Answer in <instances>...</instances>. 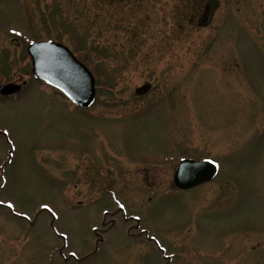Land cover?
<instances>
[{
  "label": "rangeland",
  "instance_id": "1",
  "mask_svg": "<svg viewBox=\"0 0 264 264\" xmlns=\"http://www.w3.org/2000/svg\"><path fill=\"white\" fill-rule=\"evenodd\" d=\"M179 2L91 0L83 41L60 25L95 79L82 114L28 80L23 46L4 38L27 16L0 0V85L26 84L0 99V264H264V0H221L213 38L171 43ZM171 145L215 161V181L161 196L134 187L141 162L167 165ZM116 204L138 218L95 250L91 226Z\"/></svg>",
  "mask_w": 264,
  "mask_h": 264
},
{
  "label": "flooded vegetation",
  "instance_id": "2",
  "mask_svg": "<svg viewBox=\"0 0 264 264\" xmlns=\"http://www.w3.org/2000/svg\"><path fill=\"white\" fill-rule=\"evenodd\" d=\"M111 1L113 0H108V2ZM114 1L117 3H127L131 0ZM216 1L218 2V6L212 12L209 0H184V2H179L178 4L173 5L171 10L168 9L169 41L174 43L177 40L188 38L191 42H194L199 40L198 35L202 32H204V37L199 40L200 42L205 43L204 41H206L210 35L213 38L215 36L214 32L216 31L218 15L220 14L221 8V1ZM18 2L25 11L29 26L26 30H23V27H21L18 30V37L12 36L9 38V44L14 46L21 45L23 46L24 51L25 47L29 43L51 41L68 47L71 52L76 55L72 49V43H76V36L62 32L60 25L64 24L67 28L74 29L81 37L82 41L84 40V34L79 30L83 27L93 29L96 25V15L94 13L96 7L94 5L92 6L91 0H82L83 5L81 6L79 5V0H48V3L42 7L40 4L36 5L37 0H18ZM180 3H182V5ZM24 55L27 58L25 52ZM53 94L61 98L58 93L54 92ZM62 102L66 107L73 109V106L68 102ZM169 150L171 152L167 154L171 155V161H169L167 165H164L165 168L162 169V171L166 170L167 174H169L166 177L167 179L165 182L164 180H161L160 175L156 174V170H159L157 167L160 165L158 162L142 161L141 164L145 165L144 169L141 173H135L134 176V178L139 179L141 183L136 180L133 185L134 187H138L143 184L147 187V189L153 190L147 194L153 193L156 196H161L164 192H184V190H177L173 186L172 174L176 169L175 151L173 150L172 145L169 147ZM185 158L190 157L185 156ZM208 184H210V182L196 187ZM160 189H163V191L160 192ZM192 189L194 188L188 190ZM117 215L118 214L106 212L100 216V219H98L94 225L91 226L95 250L105 243L108 234L113 229L116 230L117 226L120 228H127V226H132L133 221L136 222V220L133 219V215L135 214L120 215L121 219L116 221L117 219L114 217ZM140 230L138 235L131 236L130 238H135L136 240L140 239L142 229L140 228ZM126 232H128L127 229Z\"/></svg>",
  "mask_w": 264,
  "mask_h": 264
},
{
  "label": "water",
  "instance_id": "3",
  "mask_svg": "<svg viewBox=\"0 0 264 264\" xmlns=\"http://www.w3.org/2000/svg\"><path fill=\"white\" fill-rule=\"evenodd\" d=\"M31 57V73L34 78L62 92L79 107H87L93 100L94 80L87 69L58 44L42 43L27 48ZM149 86L136 89L142 94ZM18 90L16 85L0 86V94L8 95ZM211 164L182 161L174 175V183L179 188H188L205 181L213 175Z\"/></svg>",
  "mask_w": 264,
  "mask_h": 264
},
{
  "label": "snow or ice",
  "instance_id": "4",
  "mask_svg": "<svg viewBox=\"0 0 264 264\" xmlns=\"http://www.w3.org/2000/svg\"><path fill=\"white\" fill-rule=\"evenodd\" d=\"M18 34H19V33H17V35H18ZM211 163H215V161H211ZM0 203H2V202H0ZM8 207H9V208H12L13 205H12L11 203H9V204H8ZM120 207H123V205H120ZM41 208H43V209H47L48 211H51V209L48 208V205H47V204H42V205H41ZM53 215H55V213H53ZM73 255H75V253H73Z\"/></svg>",
  "mask_w": 264,
  "mask_h": 264
}]
</instances>
